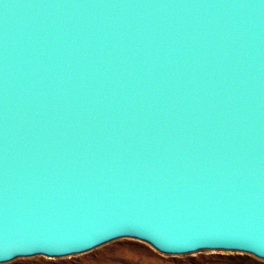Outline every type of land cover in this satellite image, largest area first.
<instances>
[{"label": "water", "instance_id": "1", "mask_svg": "<svg viewBox=\"0 0 264 264\" xmlns=\"http://www.w3.org/2000/svg\"><path fill=\"white\" fill-rule=\"evenodd\" d=\"M117 233L264 257V0H0V261Z\"/></svg>", "mask_w": 264, "mask_h": 264}, {"label": "rangeland", "instance_id": "2", "mask_svg": "<svg viewBox=\"0 0 264 264\" xmlns=\"http://www.w3.org/2000/svg\"><path fill=\"white\" fill-rule=\"evenodd\" d=\"M0 264H264V257L218 248L166 253L143 239L120 236L82 252L60 256L34 253L0 261Z\"/></svg>", "mask_w": 264, "mask_h": 264}, {"label": "bare ground", "instance_id": "3", "mask_svg": "<svg viewBox=\"0 0 264 264\" xmlns=\"http://www.w3.org/2000/svg\"><path fill=\"white\" fill-rule=\"evenodd\" d=\"M122 235H127V233L126 234H119V233H117V234H114V235H112V236H110V237H108V238H106V239H104L101 243H104V242H107V241H109V240H112V239H114V238H117V237H120V236H122ZM101 243H99V244H101ZM98 244H96V246H97ZM95 247V246H94ZM92 249V248H91ZM22 255H24V254H21V253H18V254H15L14 256H12L10 259H12V258H14V257H17V256H22Z\"/></svg>", "mask_w": 264, "mask_h": 264}]
</instances>
